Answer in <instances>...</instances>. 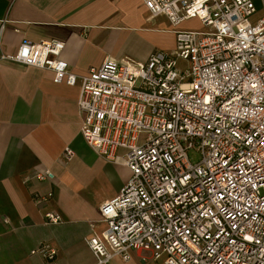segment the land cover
Segmentation results:
<instances>
[{
  "label": "built area",
  "instance_id": "obj_1",
  "mask_svg": "<svg viewBox=\"0 0 264 264\" xmlns=\"http://www.w3.org/2000/svg\"><path fill=\"white\" fill-rule=\"evenodd\" d=\"M142 3L176 35L172 51L154 50L145 63L106 59L78 76L60 58L63 41L24 39L14 54L0 44V61L80 83L81 135L130 169L119 194L100 207L104 229L86 238L94 264L129 262L136 250L159 264H264V16L254 18L253 0ZM192 19L201 29L179 30ZM73 157L65 147L63 160ZM53 177L35 169L25 181ZM44 217L64 221L58 212ZM36 252L48 261L57 254L48 243Z\"/></svg>",
  "mask_w": 264,
  "mask_h": 264
},
{
  "label": "crops",
  "instance_id": "obj_2",
  "mask_svg": "<svg viewBox=\"0 0 264 264\" xmlns=\"http://www.w3.org/2000/svg\"><path fill=\"white\" fill-rule=\"evenodd\" d=\"M253 1L254 18L264 16V0ZM165 19L150 18L142 0H0V44L14 54L24 39L63 41L60 58L85 76L106 59L145 63L154 50L172 51L176 35ZM181 27L202 25L192 19ZM53 77L48 69L0 61V264H94L86 238L104 229L101 205L131 177L125 164L98 155L81 135L80 83ZM67 146L74 151L69 161L62 158ZM35 169L54 177L25 181ZM49 192L50 199H35ZM49 211L64 221L46 223ZM41 243L56 249L55 260L32 253ZM113 264L159 263L136 250L129 262Z\"/></svg>",
  "mask_w": 264,
  "mask_h": 264
},
{
  "label": "rangeland",
  "instance_id": "obj_3",
  "mask_svg": "<svg viewBox=\"0 0 264 264\" xmlns=\"http://www.w3.org/2000/svg\"><path fill=\"white\" fill-rule=\"evenodd\" d=\"M160 18L165 19L164 17H160ZM165 20H166V19H165ZM166 21H167V20H166ZM189 25H191V24H189ZM179 30H182V27H181V29H179ZM190 155H191V157H192V159H193L194 161H197V160L200 159V154L197 153V152L194 151V150H192V151L190 152Z\"/></svg>",
  "mask_w": 264,
  "mask_h": 264
}]
</instances>
